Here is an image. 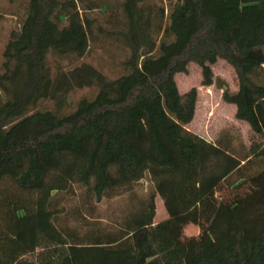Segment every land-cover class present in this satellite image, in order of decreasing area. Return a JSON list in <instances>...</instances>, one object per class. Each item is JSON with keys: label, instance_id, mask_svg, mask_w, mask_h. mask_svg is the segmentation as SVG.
Returning <instances> with one entry per match:
<instances>
[{"label": "trees", "instance_id": "trees-1", "mask_svg": "<svg viewBox=\"0 0 264 264\" xmlns=\"http://www.w3.org/2000/svg\"><path fill=\"white\" fill-rule=\"evenodd\" d=\"M100 1L29 0L9 35L0 73V264H264V0H122L107 34L128 50L124 73L112 79L87 62L53 72L51 56L87 54L89 13L109 7ZM219 58L237 74L238 89L226 88L223 99L250 126L247 147L186 127L198 90L181 93L175 75L193 62L210 86ZM92 86L94 97L64 111L70 93ZM43 100L55 107L38 109ZM147 174L155 192L119 221L61 219L59 195L74 185L94 213L93 202L132 193ZM222 190L234 193L220 201ZM157 194L169 218L200 226L214 218L210 243L179 254L155 223Z\"/></svg>", "mask_w": 264, "mask_h": 264}, {"label": "rangeland", "instance_id": "rangeland-1", "mask_svg": "<svg viewBox=\"0 0 264 264\" xmlns=\"http://www.w3.org/2000/svg\"><path fill=\"white\" fill-rule=\"evenodd\" d=\"M109 7H100L89 13L93 18V33L95 41L87 54L75 60L73 56L60 58L51 56L50 66L55 72L59 66L64 69L73 68L82 62H87L100 69L109 78H117L124 73L121 62L126 58L128 50L119 39L110 37L107 32L117 28L121 20V1L122 0H102ZM100 1V2H102ZM29 0H0V73L3 72L2 63L4 61L3 51L8 42L12 30L18 29L27 15V5ZM160 2V1H157ZM168 4V0H163ZM80 7H83L80 5ZM81 12L82 9L80 10ZM213 81L210 86L202 83V68L196 63H190L188 73H177L175 79L181 93L188 92L192 88H197L198 99L194 119L186 125L188 130L214 142L219 137L229 136L235 139L237 148L247 147L251 142L252 132L250 126L236 119V106L223 99V92L226 88L235 92L238 89L237 74L234 67L225 59L219 58L213 64ZM97 88L84 87L76 89L68 97V105L65 112H71L76 107V103L83 97H94ZM54 102L51 100L41 101L38 109H53ZM9 183L4 186L9 187ZM155 192V183L147 174L139 181L135 190L130 194L118 197L106 198L100 203H95L94 213L85 210V190L79 185H74L71 190L60 193V208L65 210L61 214V219L68 221L72 226H83L88 222H97L102 224H111L119 221L127 212L138 207L141 200L147 198ZM234 191L222 190L216 192L220 201L230 198ZM157 211L155 223L161 224L166 230L170 242L178 249V253L186 256L190 253L193 246L198 241L210 243L208 229L215 221L214 218L203 225H197L187 216L169 218L164 206L163 199L157 194L155 197ZM87 209V208H86ZM82 215H79V213Z\"/></svg>", "mask_w": 264, "mask_h": 264}]
</instances>
